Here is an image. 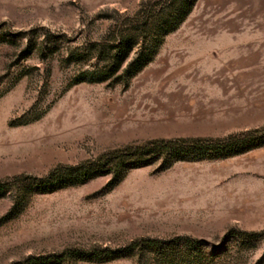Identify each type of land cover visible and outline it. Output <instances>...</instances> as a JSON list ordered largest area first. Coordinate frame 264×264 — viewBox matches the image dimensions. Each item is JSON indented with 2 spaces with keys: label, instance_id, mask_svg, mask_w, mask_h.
Masks as SVG:
<instances>
[{
  "label": "rangeland",
  "instance_id": "374dc122",
  "mask_svg": "<svg viewBox=\"0 0 264 264\" xmlns=\"http://www.w3.org/2000/svg\"><path fill=\"white\" fill-rule=\"evenodd\" d=\"M0 264H264V0H0Z\"/></svg>",
  "mask_w": 264,
  "mask_h": 264
},
{
  "label": "trees",
  "instance_id": "16d2710c",
  "mask_svg": "<svg viewBox=\"0 0 264 264\" xmlns=\"http://www.w3.org/2000/svg\"><path fill=\"white\" fill-rule=\"evenodd\" d=\"M123 45L127 44L126 40H123ZM117 55L122 54L121 59H118V65L120 62L127 56V49L124 47H117ZM145 59H149L153 54V43H147V50L145 49ZM143 66V63H136L134 61L129 62V64L124 69V74L130 75L132 72L139 70ZM240 138H227L224 140H217L216 143H212L210 140H189V141H179L172 142L160 145L159 147H154L150 144L143 145L142 147H137L136 149H130L129 153L132 157H137L138 162L137 166H145L148 162L156 156L158 153H168L169 158H173L176 160H186L190 156H194L198 152H220L227 150L234 142H236Z\"/></svg>",
  "mask_w": 264,
  "mask_h": 264
}]
</instances>
